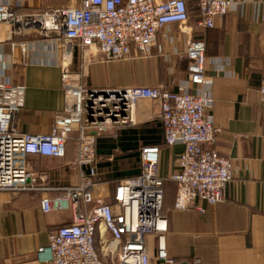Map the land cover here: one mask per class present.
<instances>
[{
    "label": "crops",
    "instance_id": "obj_1",
    "mask_svg": "<svg viewBox=\"0 0 264 264\" xmlns=\"http://www.w3.org/2000/svg\"><path fill=\"white\" fill-rule=\"evenodd\" d=\"M1 1L11 2L16 14L39 11L35 0ZM232 1L229 14L216 18L214 27L207 29L197 26L195 0H187V25H167L157 36L161 53L153 47L148 55L133 51L130 58L115 61H104L97 53L83 56L76 48L64 52L51 37L17 33L12 24H0V80L24 88L15 119L21 134L50 132L64 107L62 68L78 75L81 85L89 89L163 87L177 92L187 87L190 94L204 92L187 83L185 51L192 41L205 44V74L211 81L212 101L208 115L220 130L213 148L232 164L223 202L196 201L202 213L193 207L175 208L177 186L170 178L177 174L176 161L183 146L164 144L157 101H140L133 111V123L94 135L93 206L112 204L117 183L139 174L141 147L160 149L161 214L167 232L160 238H145L149 264H167L158 260L159 249L176 264H193L194 260L264 264V101L258 94L264 79V0ZM9 39L27 43V53H11ZM78 159L79 145L73 134L67 139L63 158L28 157L32 176L27 185L32 190L0 193V264H46L49 232L72 219L69 206L65 203L61 209L63 200L49 190L78 184L85 172Z\"/></svg>",
    "mask_w": 264,
    "mask_h": 264
},
{
    "label": "built area",
    "instance_id": "obj_2",
    "mask_svg": "<svg viewBox=\"0 0 264 264\" xmlns=\"http://www.w3.org/2000/svg\"><path fill=\"white\" fill-rule=\"evenodd\" d=\"M195 6L197 26L210 29L216 18L229 14L234 2L195 0ZM13 9L11 2L0 0V24H12L17 33L51 37L64 52L76 48L83 56L97 53L104 61L128 59L133 51L148 55L153 47L161 53L157 43L161 29L188 23L186 0H80L78 7L24 14ZM9 47L11 53L19 50L22 55L28 49L27 43L10 39ZM185 57L188 85L202 87L204 92L190 94L187 87H179L177 92L163 87L89 89L81 85L78 75L62 68L63 111L45 135L16 131L24 88L0 80V193L32 190L27 185L32 176L29 156L63 158L67 139L73 134L79 145L78 165L85 172L78 184L49 190L63 200L61 209L69 206L72 219L49 232L46 264H149L145 238H160L167 232L161 214L164 180L159 174V147H141L139 174L117 183L112 204L98 202L93 206L94 135L133 123V111L140 101L159 103L164 144L183 146L176 161L177 174L170 178L177 186L175 208L193 207L202 213L196 201L210 205L224 201L232 164L213 148L220 130L208 115L212 101L208 93L211 81L205 74V44L190 42ZM258 94L264 101V79ZM159 250L158 260L176 264ZM193 264L202 263L194 260Z\"/></svg>",
    "mask_w": 264,
    "mask_h": 264
},
{
    "label": "rangeland",
    "instance_id": "obj_3",
    "mask_svg": "<svg viewBox=\"0 0 264 264\" xmlns=\"http://www.w3.org/2000/svg\"><path fill=\"white\" fill-rule=\"evenodd\" d=\"M80 0H35L39 10H48L59 7H78Z\"/></svg>",
    "mask_w": 264,
    "mask_h": 264
},
{
    "label": "trees",
    "instance_id": "obj_4",
    "mask_svg": "<svg viewBox=\"0 0 264 264\" xmlns=\"http://www.w3.org/2000/svg\"><path fill=\"white\" fill-rule=\"evenodd\" d=\"M187 1V0H186Z\"/></svg>",
    "mask_w": 264,
    "mask_h": 264
}]
</instances>
